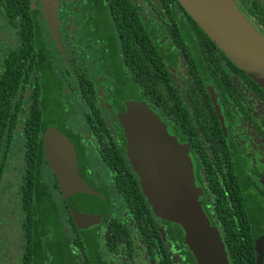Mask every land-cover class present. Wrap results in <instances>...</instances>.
I'll use <instances>...</instances> for the list:
<instances>
[{"label": "flooded vegetation", "instance_id": "flooded-vegetation-1", "mask_svg": "<svg viewBox=\"0 0 264 264\" xmlns=\"http://www.w3.org/2000/svg\"><path fill=\"white\" fill-rule=\"evenodd\" d=\"M109 1L113 11L108 0H58L53 34L40 0H29L30 10L38 11L40 38L52 70L53 64L59 68L63 83L62 118L58 123L50 120L45 130L55 127L69 139L81 177L108 206L98 224L77 228L44 156L42 179L64 236L55 232L53 223L47 225L40 246L43 264H56L49 252L62 249L71 264H198L182 228L156 217L145 197L146 216L151 217L138 228L123 198L126 189L116 186V176L125 167L123 173L134 177L129 180L143 196L117 116L125 112L127 102L146 103L169 135L187 145L195 185L201 190L199 203L219 233L228 263L264 264V90L218 49L177 0ZM235 2L264 36L247 7ZM2 6L0 51L14 42L6 21H1L7 18ZM33 88L25 84L24 101L35 95ZM106 147H114L111 158L106 157ZM119 148L122 162L114 163ZM18 190L17 184L7 200L11 205L4 218L8 235L3 249L9 256L15 251L20 263L23 248L16 235L22 210L20 199L12 196Z\"/></svg>", "mask_w": 264, "mask_h": 264}, {"label": "water", "instance_id": "water-1", "mask_svg": "<svg viewBox=\"0 0 264 264\" xmlns=\"http://www.w3.org/2000/svg\"><path fill=\"white\" fill-rule=\"evenodd\" d=\"M198 27L223 54L264 90V36L241 14L234 0H177ZM53 34H57L55 13L58 0H40ZM215 110L221 121L218 105ZM118 113L126 139V155L139 179L143 196L156 217L178 224L184 241L198 264H229L218 231L207 219L198 197L193 164L187 145H180L166 126L144 102H127ZM60 139L68 164L58 167L45 153L54 172L61 195L77 228L100 222L108 206L102 196L90 188L78 169L75 149L55 127L44 137Z\"/></svg>", "mask_w": 264, "mask_h": 264}, {"label": "trees", "instance_id": "trees-1", "mask_svg": "<svg viewBox=\"0 0 264 264\" xmlns=\"http://www.w3.org/2000/svg\"><path fill=\"white\" fill-rule=\"evenodd\" d=\"M1 2L7 16H3L1 21H6L14 42L0 51V202L3 200L4 188L15 192L17 184L19 185V190L12 196L20 199L21 204V216L17 220L21 228L20 234L16 236L18 246L23 248V256L19 263L15 251L9 256L3 249L5 235H8L4 225L8 210L3 208L0 210V264H43L45 257L42 256L40 246L48 232L47 225L53 223L55 232L64 236L57 223L56 209L40 169L45 162V153H49L60 168H64L69 162L63 142L58 138L43 136L47 124L58 123L62 118L63 83L57 75L59 68L55 70L53 64L52 70L45 42L40 38L41 29L36 20L38 11L30 10L29 0H0V5ZM108 5L113 11L112 1L108 0ZM239 5L246 6L253 20L264 30V0H239ZM140 34L144 36L143 33ZM1 36L3 29L0 38ZM144 43L143 46H146L148 40ZM143 52L149 55V48H145ZM42 73L47 77L43 79ZM222 81L223 79L221 85ZM26 83L33 84L35 95L24 101ZM143 83H146V79ZM223 86L226 87L224 84ZM226 88L222 91L227 92ZM41 90L45 93L41 94ZM85 91L84 97L87 100V90ZM113 148H104L106 157L111 158ZM120 149L115 151L117 159H113L114 163L122 162L117 155ZM123 170L125 167L116 176V186L126 189V192L123 191V198L138 228H143L151 217L146 216L149 212L147 202L136 184L131 183L133 180H129L134 177L125 175ZM48 203L49 208L46 207Z\"/></svg>", "mask_w": 264, "mask_h": 264}, {"label": "rangeland", "instance_id": "rangeland-1", "mask_svg": "<svg viewBox=\"0 0 264 264\" xmlns=\"http://www.w3.org/2000/svg\"><path fill=\"white\" fill-rule=\"evenodd\" d=\"M235 1V0H234ZM96 170L98 169L97 167L95 168ZM104 176L106 177V178H108L109 177V175H106V174H104ZM14 178V177H13ZM12 178V179H13ZM11 192H12V190L11 189H7V190H5L4 192H3V196H2V198H3V200H2V205H4V209L5 210H8L9 209V205H11V204H8L7 203V200H9V197H10V194H11ZM7 205V206H6ZM1 234H2V232L0 231V236H1ZM1 240V239H0ZM51 247L54 249V250H56L57 249V247H56V245L54 244V243H52L51 244ZM64 251V249H62V250H60V251H56V252H49V254H50V258H51V260L54 258V262L56 263V264H71V262H70V260L65 256V258L63 257V255H62V252Z\"/></svg>", "mask_w": 264, "mask_h": 264}]
</instances>
